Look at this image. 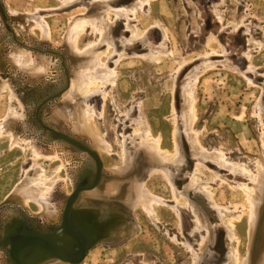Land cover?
<instances>
[{
	"label": "rangeland",
	"instance_id": "obj_1",
	"mask_svg": "<svg viewBox=\"0 0 264 264\" xmlns=\"http://www.w3.org/2000/svg\"><path fill=\"white\" fill-rule=\"evenodd\" d=\"M1 2L13 23L15 37H26L27 46L34 42L61 49L73 64L80 57L67 50L66 35L71 24L94 15H102L106 20L108 10L120 13V16L107 14L106 39L111 46L106 42L100 44L101 34L88 25L79 32L75 42L80 52L93 46L99 52H105L101 61L114 74L113 84L101 87L100 92L85 101L95 112L92 121L97 132L111 148L109 153L95 152L102 163V178L98 185L102 187L106 180L116 179L117 183L123 184L142 178L144 189L164 203L155 205L153 213L148 215L141 206L134 209L125 206L117 196L90 200V205L86 206L95 211L104 208L109 216L118 214L132 218L127 225L118 222L117 228L122 225L120 232L113 229L110 236L117 244L93 246L81 264H193V255H199L202 238L206 236L204 229H196L193 205L203 215L212 233L211 243L202 251L197 264H231L234 251L238 264H250L256 231L250 243L249 205L238 188V184L249 186L250 180L220 167L216 157L212 156L221 153L227 165H242L251 175H257L258 166L264 168V115L261 113V109L264 111V0ZM32 17L47 26V42L43 41L40 27L34 25ZM1 20L0 17V84L7 82V86L0 89V124L4 125V133L0 136V207L17 204L13 191L27 177L32 180L35 173L45 176L46 186L52 191V204L58 206L55 196L59 194V186L55 183L65 179L62 187L65 194L71 195L74 187L66 170L60 169L56 174L60 162H51L45 156L37 158L31 145L21 141L23 129L18 116L23 113L24 105H20L19 101L23 102L17 96L21 93L9 82L14 71L23 75L24 84L29 81V76L21 73L13 62L14 50L6 41ZM28 54L34 58L32 52ZM56 72L51 69L49 75L53 78ZM67 86L60 93L63 100L70 94L69 82ZM11 94L18 100L11 98ZM48 103L44 101L42 106L38 103L42 115ZM75 103L79 104L80 100L76 99ZM9 110L16 116L4 122ZM187 110L193 115L188 127L183 119ZM35 121L38 125L44 124L38 116ZM141 130H148L153 138H159L160 148L171 155L175 154L176 131L181 161L175 165L167 164L165 171L162 165L157 166L147 174L146 167L152 163L145 160L147 155L135 146L140 142L135 136ZM13 142L20 146H12ZM124 146L135 160L127 171L129 175L104 177L105 170L123 166ZM67 147L77 158L75 149ZM193 149L211 155L210 159L194 157ZM80 174L86 176L85 171ZM192 177L199 186L192 183ZM201 187L210 192L211 199ZM25 211L39 215L42 209L29 203ZM239 213L242 214L240 221L233 220V233L237 239L234 246L220 219ZM85 216V223L94 222V216ZM16 217H10L3 225V236L15 225L19 218ZM263 235L264 225L260 229L257 248L264 241ZM4 259L0 264H5ZM45 264L68 263L53 260Z\"/></svg>",
	"mask_w": 264,
	"mask_h": 264
},
{
	"label": "bare ground",
	"instance_id": "obj_2",
	"mask_svg": "<svg viewBox=\"0 0 264 264\" xmlns=\"http://www.w3.org/2000/svg\"><path fill=\"white\" fill-rule=\"evenodd\" d=\"M108 13H113L116 16H120V13H114L113 11L111 12L110 10H108L106 11V20L102 15H94L93 17L87 19L84 18L85 20L73 22L70 29L68 28L69 32L66 35V44L68 47L67 50L69 53L80 57V60L78 62V59L76 58L77 60L75 64H73L71 61V63H69V57H67L65 55L66 53L61 49L57 50L54 47L51 48V46L49 45H39L40 43L35 44L34 42H31L32 44L29 43L30 46H27L28 43L26 42V37H15V33L13 32V23L9 20V18L6 19L5 23L1 24L6 32V41L14 50L12 54L13 62L17 65V68L21 73H25L27 76H29L27 77L29 81L24 84V78H22L23 75L20 76L19 74H17L18 72L14 71L15 75L10 79L9 82L10 84H12L13 89L16 88V91L19 94L23 93L22 95H17L19 96L18 98H20L23 102L21 103L19 101L20 105H24L22 106L23 113L18 116L19 119H21V127L23 129V136L21 137V141L23 144L31 145L33 153L37 158H43L45 156L47 159L51 160V162H60L61 167L57 170L56 174L60 172V169L66 170V176L70 181L71 186L73 187L76 186V184L79 182V173L83 171L87 172L83 180L85 178L87 179L85 180V182H83V184L87 183V185H90L91 178L93 179L94 177L97 167L95 161L88 153V150L97 153H109L111 149L110 145L97 132L92 121L95 112L93 111V109L86 105L85 101L93 94L100 92L101 87L106 86L107 84H113L114 74L110 72V70L107 69V66L101 61V57L106 54L105 52H99V49H97V47L93 45V47L80 52L75 46V42L77 40L79 32L81 30L83 31L86 25H88L89 27L91 26L96 32L101 34L102 38L100 40V44L104 42L107 43L106 32L109 30V22L107 19ZM31 20L33 21L35 26L40 27V31L43 35V41L47 42L49 36L47 26H43V23L41 21H38L33 17L31 18ZM1 29L2 28H0V31ZM131 32L132 34L135 33L133 29L131 30ZM5 38H3V40ZM107 46H111V44L107 43ZM28 52H32L34 58L29 56ZM51 69H56L58 71V73L56 72L57 76L54 75V77L52 78V76L49 75ZM68 82L70 86V94L69 97L63 100L62 94L60 95V93L68 87ZM6 83H1L0 89H3L4 86H7ZM11 98L17 97L16 95L11 94ZM76 99L80 100L79 104L75 103ZM44 101H47L49 103L45 104L42 115L41 106L43 105ZM38 103H40L41 106H39ZM69 107L71 108L70 111ZM45 108L47 109L45 110ZM261 113L264 115L263 109H261ZM15 116L16 114H14L13 111L9 110L4 122L9 121V119L15 118ZM37 116L40 117L43 120L44 124L46 123V125H38L36 123L37 121H35L37 119ZM183 119L184 125L188 127L193 121L192 113L187 110L183 116ZM3 126L4 125L1 123L0 136H2L4 133ZM52 131L54 134L52 133ZM53 136L54 138H52ZM63 136L65 138H62ZM4 137L5 136H3V138ZM135 137L138 138L140 142L134 145L137 148L143 150V152L148 157V159L145 160H149V162L152 163L151 166L149 164V166L147 165L146 167V169H148L147 174H151L154 170H156L157 166L162 165V168L165 171L166 169L164 168L167 164L175 165L179 163V161H181L179 138L176 131L174 133L173 142L175 149L174 155H171L167 151H163L160 148V139L153 138L148 130H141L140 133H138ZM68 140H73L80 143L82 145V150H80V148H76ZM14 145L20 146V144L16 142H13L12 146ZM67 146L75 149L76 153L78 154L77 158L70 154V150ZM123 153V166L120 168L105 170L103 172L105 174L104 177H111L113 175L115 177H118L123 176L124 174L126 176L127 171L130 170V167L135 160H133L131 154L128 153L125 146L123 149ZM138 153L140 152L138 151ZM143 155L144 154H142V156ZM144 156L143 159L145 158ZM193 156L201 159H210L211 155L204 153L202 150L197 151L193 149ZM212 157H216V160H218L217 163L220 167L228 169L235 175L247 176L250 180L249 186L238 184V188L242 190L243 194L246 197L247 204L249 205L248 236L250 243H252V238L256 231L252 248V257L250 260L251 262H248H250V264H264V241L262 242L260 248H257V245L259 244L258 242L257 245L255 244V241L257 239L259 240L260 229L263 228L264 225V168L258 166L257 175H251L242 165H227L225 162V158L221 153L217 152L215 156ZM148 167H150V169ZM143 168L145 167L143 166ZM144 173L146 174V172ZM127 174L129 175V173ZM141 179L130 181L128 180L129 182L124 181L126 183L123 182V184H121L120 182L117 183L116 179L106 180V182L104 181L103 186L101 185L102 187L98 185L91 190L81 192L78 195L77 199L71 201L69 207L70 214L73 216V218H71V222L76 218L73 215V211L75 212L78 211V209L91 208L89 206H86L90 205L88 204V202H91L90 200L95 201L98 199H113L116 198L115 196H117V199H120L125 204V206L130 207L131 209H134V207L137 206H141L148 215H151L153 213V207L155 205H162L164 202H162V200L160 199H157L146 189H144L143 179ZM64 183L65 179H60L55 183V186H59V194L55 196L58 206H54V204H52V191L46 186V179L43 174L35 173L32 180H29V177H27L25 182L15 188L12 196L17 199V204L19 205H12L9 202L10 204L7 205H11V207L7 205H3L2 207H0L1 261L5 258V264H11L8 251L4 248L3 245V225L9 220L10 217L17 216L22 219L29 227L34 228L35 230L42 233L49 230L51 231L55 227L59 226V224L63 221L62 215L65 211L64 209L68 206V198L71 196L70 193H63L62 187ZM192 183L199 186L198 182L193 177ZM201 188L203 192L206 193L207 198L211 199L210 192H208L205 187ZM29 203H34L40 206V208L42 209L41 213L39 215H33L30 211H25V209L28 208ZM192 208L193 213L196 217V229H199L200 227L206 231V236H203L202 238V245L200 246L201 248L199 255H193V264H197L200 256L203 253L202 251L207 247L208 243H211L212 233L209 225L205 222V219L198 208L195 205H193ZM218 212L221 213V211ZM97 213H100V219H102V222H105L106 227V223L108 222L107 218L109 215L108 210H104L103 208L102 210H98ZM241 216L242 214L239 213L234 217L228 216L227 218L223 217L222 219L221 217L220 219L222 225H224L227 230V235L230 243H232L234 246V243H237V239L235 238L233 233V220L239 222ZM131 218H129L127 215H125L124 217H117L118 222H124L123 224L125 225H127V220L130 221ZM82 220L84 219L82 218ZM80 223L77 220H74V224ZM86 225L89 224L86 223ZM120 227L122 228V225H120ZM121 228L117 231L120 232L122 230ZM100 230L104 233L105 231L110 232L109 228H102ZM117 231L115 232L117 233ZM116 233H113V236ZM104 236L107 237L108 234H105ZM99 244H103L105 246H114L117 243L109 238L103 240ZM232 256L233 261L231 264H238L235 251ZM244 264L248 263L245 262Z\"/></svg>",
	"mask_w": 264,
	"mask_h": 264
},
{
	"label": "water",
	"instance_id": "obj_3",
	"mask_svg": "<svg viewBox=\"0 0 264 264\" xmlns=\"http://www.w3.org/2000/svg\"><path fill=\"white\" fill-rule=\"evenodd\" d=\"M0 17L3 23L8 18L1 2ZM62 138L65 137L63 136ZM68 141L76 148L82 150L80 143L73 140ZM88 153L96 163L97 168L94 177L93 179L91 178L90 185H87V183L83 184L87 179L85 178L83 180L85 175H79V182L74 186L73 192L68 198V206L64 209L65 211L62 215L63 221L59 226L51 231L42 233L29 227L22 219L18 218L15 220V225L6 231L3 237V245L8 251L11 264H45L53 260L68 264H81L90 248L105 239L110 238L114 241V238L110 234L105 237V233L100 230L106 228L105 222H102L100 218H98L96 224L90 221L88 226H86V223L83 226H79L71 222V218H73L69 208L71 201L77 199L81 192L95 188L102 178V163L99 157L91 150H88ZM73 213L75 212L73 211ZM114 228V225L112 227L110 226V232ZM257 242L258 239L255 241L256 245Z\"/></svg>",
	"mask_w": 264,
	"mask_h": 264
},
{
	"label": "flooded vegetation",
	"instance_id": "obj_4",
	"mask_svg": "<svg viewBox=\"0 0 264 264\" xmlns=\"http://www.w3.org/2000/svg\"><path fill=\"white\" fill-rule=\"evenodd\" d=\"M94 212L95 213H91V214H89V215H91V216H94V217H92V220L94 221L93 223H97V220H98V218H101V216H100V213H97L95 210H94ZM117 217H119V215L118 214H114L113 216H109L108 215V218H107V226H106V229L107 228H110V226L112 227L113 225H114V227L115 228H117L118 227V219H117ZM81 218H83V219H85V218H87L86 216H81ZM101 221H102V219H100ZM92 222V221H91ZM90 223V222H89ZM120 228V227H119ZM119 228H117L115 231H117ZM104 233V232H103ZM112 232H106L105 231V234H111Z\"/></svg>",
	"mask_w": 264,
	"mask_h": 264
},
{
	"label": "crops",
	"instance_id": "obj_5",
	"mask_svg": "<svg viewBox=\"0 0 264 264\" xmlns=\"http://www.w3.org/2000/svg\"><path fill=\"white\" fill-rule=\"evenodd\" d=\"M79 211H75V213L73 214L76 218L74 219V220H77L80 224H77V225H79V226H83L82 224H85V219L84 220H82V218H81V216H85L86 214H91V213H95L94 212V210L95 209H93V208H86V209H78ZM74 220L72 221L73 222V224H74ZM83 222V223H82ZM89 224V223H88ZM86 226H88V225H86ZM115 236V235H114Z\"/></svg>",
	"mask_w": 264,
	"mask_h": 264
}]
</instances>
